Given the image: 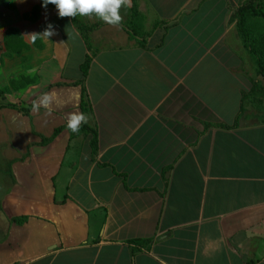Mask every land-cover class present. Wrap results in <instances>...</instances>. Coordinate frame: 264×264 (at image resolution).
<instances>
[{"label":"crops","instance_id":"1","mask_svg":"<svg viewBox=\"0 0 264 264\" xmlns=\"http://www.w3.org/2000/svg\"><path fill=\"white\" fill-rule=\"evenodd\" d=\"M243 1L130 0L118 26L77 15L98 25L83 36L54 5L0 0L31 18L1 16L0 49L18 30L37 75L27 114L0 109V264H264V100L240 113L252 76L231 23ZM82 88L94 159L66 127ZM53 92L50 113L32 110Z\"/></svg>","mask_w":264,"mask_h":264},{"label":"trees","instance_id":"2","mask_svg":"<svg viewBox=\"0 0 264 264\" xmlns=\"http://www.w3.org/2000/svg\"><path fill=\"white\" fill-rule=\"evenodd\" d=\"M73 23L77 27V30L85 36L87 32L98 27L94 24L93 27L86 29L84 25L77 24V18L71 17ZM235 24L236 36L239 39L242 47L249 53L252 61L255 64V73L258 76L264 77V0H245L241 3V6L237 10H233L231 13V23ZM4 46L7 52L15 55H19L21 51L26 49V45L23 43L22 37L18 30L9 28L3 34ZM90 59L85 58V62L82 64L80 70L83 78L87 76ZM251 84V90L247 94L242 95L243 105H241L242 113L244 104H252L255 99L264 100V86L253 78H249ZM0 108H8L17 110L24 114L28 113V109H19L14 104L0 105ZM81 110L84 114L89 110V104L86 99V93L84 88L81 90ZM208 128V125H205ZM223 129H229L226 126H222ZM65 127L57 128L54 130L49 138H41L40 146H45L51 143ZM80 131H87L91 135L90 148L91 158L97 154V135L94 130L89 129L85 124H81Z\"/></svg>","mask_w":264,"mask_h":264},{"label":"rangeland","instance_id":"3","mask_svg":"<svg viewBox=\"0 0 264 264\" xmlns=\"http://www.w3.org/2000/svg\"><path fill=\"white\" fill-rule=\"evenodd\" d=\"M4 3V1H1ZM241 6V5H240ZM239 6V7H240ZM15 16L17 20L27 16L28 21L30 12L25 13L24 8H20L16 11L15 7L6 4L0 5V17H7L8 15ZM32 18L36 16L35 10L31 13ZM93 16V14H90ZM88 15V16H90ZM24 19V18H23ZM100 21L99 19H96ZM236 24V23H235ZM238 39V38H237ZM242 47L238 39V47ZM240 47V48H241ZM5 48V46H4ZM243 48V47H242ZM27 49V50H26ZM25 50L21 51L19 55H13L6 51V49H0V105L14 104L19 109H26L29 107V97L31 86L34 85V81L37 78L35 68L28 63L29 58V46ZM244 50V49H243ZM244 57H246L245 71L256 80L264 79V77L258 76L255 73V64L252 61L249 53L246 50L243 51ZM264 84V80L261 85ZM2 109V108H0ZM0 159V172H6L9 169L10 163L3 164Z\"/></svg>","mask_w":264,"mask_h":264},{"label":"clouds","instance_id":"4","mask_svg":"<svg viewBox=\"0 0 264 264\" xmlns=\"http://www.w3.org/2000/svg\"><path fill=\"white\" fill-rule=\"evenodd\" d=\"M51 4L54 5L59 17H76L94 14L98 19L108 25H120V8L130 6V0H41L44 8ZM54 34L53 26L48 24L40 36ZM56 100V93H43L32 104V110L38 111L40 108L46 109L49 113L53 110L52 103ZM66 127L73 133L80 131L81 124H86L88 117L83 113H70L65 117Z\"/></svg>","mask_w":264,"mask_h":264}]
</instances>
